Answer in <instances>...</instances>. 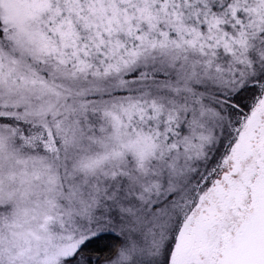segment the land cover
Returning <instances> with one entry per match:
<instances>
[{
    "label": "snow or ice",
    "instance_id": "6c2138e0",
    "mask_svg": "<svg viewBox=\"0 0 264 264\" xmlns=\"http://www.w3.org/2000/svg\"><path fill=\"white\" fill-rule=\"evenodd\" d=\"M0 264H264V0H0Z\"/></svg>",
    "mask_w": 264,
    "mask_h": 264
}]
</instances>
